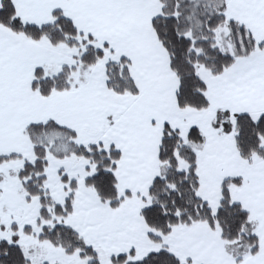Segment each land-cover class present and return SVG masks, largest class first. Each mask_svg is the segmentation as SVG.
I'll return each mask as SVG.
<instances>
[{
	"label": "snow or ice",
	"instance_id": "6c2138e0",
	"mask_svg": "<svg viewBox=\"0 0 264 264\" xmlns=\"http://www.w3.org/2000/svg\"><path fill=\"white\" fill-rule=\"evenodd\" d=\"M0 264H264V0H0Z\"/></svg>",
	"mask_w": 264,
	"mask_h": 264
}]
</instances>
